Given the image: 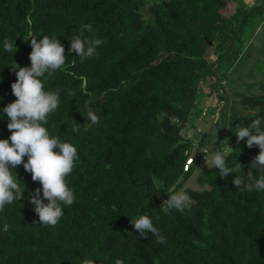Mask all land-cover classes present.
Listing matches in <instances>:
<instances>
[{"label":"trees","instance_id":"obj_1","mask_svg":"<svg viewBox=\"0 0 264 264\" xmlns=\"http://www.w3.org/2000/svg\"><path fill=\"white\" fill-rule=\"evenodd\" d=\"M229 1L237 9L226 16L222 10ZM253 2L0 0V109L16 99L11 65L31 64L29 36L54 33L68 59L44 82L45 89L61 93L46 127L73 142L79 153L66 177L76 198L64 206L55 226L42 225L28 200L41 182L23 163L16 166L25 194L0 211V227L10 226L0 231V264H79L85 258L95 264H114L116 258L124 264H264V191L239 190L232 183L236 173L222 178L219 169L204 165L197 178L202 187L187 189L190 208L161 211L180 180L205 162L196 156L185 169L194 148L186 134L203 84L211 78L213 88L221 86L225 67L241 54L247 30L264 22V0ZM82 24L92 25L86 35L104 41L83 62L68 51ZM260 89L244 94L243 104L252 110L245 124L264 117V82ZM86 102L99 123H85L80 111ZM7 123L6 116L0 120V139L11 135ZM77 123L81 131L74 133ZM205 139L200 138L202 146ZM244 139L229 144L230 163L240 162L241 174L260 152ZM227 146L216 140L207 147ZM139 214L152 217L165 243H157L151 233L139 236L131 223Z\"/></svg>","mask_w":264,"mask_h":264},{"label":"clouds","instance_id":"obj_2","mask_svg":"<svg viewBox=\"0 0 264 264\" xmlns=\"http://www.w3.org/2000/svg\"><path fill=\"white\" fill-rule=\"evenodd\" d=\"M92 31L91 24H82L79 26L78 34L70 39L68 51H75L81 62L95 56L98 47L104 43L95 35L85 34ZM29 37L32 47L29 54L31 64L21 67L15 62L11 65L17 76V80L11 84L12 94L16 99L0 109V120L6 116L7 128L11 131L9 138L0 139V211L5 205H11L15 200L21 201L24 197L25 188L19 183L18 175L14 174H17L16 166L23 163L24 169L32 174V179L40 181L42 185L34 193H29V202L34 206L42 225L55 226L64 215V206L72 205L76 198L75 190L68 185L66 177L79 160V153L73 142L50 134L46 127L49 115L55 112L60 104L61 93L45 89L44 82L56 70L66 66L68 58L64 45L54 33L42 35V38L31 35ZM4 47L12 51L11 44L5 43ZM2 99L3 97H0V100ZM80 112L86 118L85 123H99L98 114L88 106V102L85 104V110ZM79 124L72 126V132L81 131ZM231 129L237 143L247 137V146L249 148L258 146L259 154L253 158L248 171L245 173L243 170L241 174L244 166L240 162L230 163L229 149L232 147L228 142L225 148L202 151L205 153L207 167L219 169L218 173L222 178H228L236 173L232 183L239 190L264 191V117L258 116L246 124L242 122ZM250 167L256 169L258 174L254 175L249 171ZM191 202L192 198L186 186L181 187L169 194L161 211L175 210L183 213L190 208ZM131 223L139 230V236H148V233H151L157 243L166 242V237L154 225L151 216L139 214L135 218L131 217ZM9 227V224L4 222L0 231H8ZM79 264L95 262L85 258ZM114 264L124 262L116 258Z\"/></svg>","mask_w":264,"mask_h":264},{"label":"rangeland","instance_id":"obj_3","mask_svg":"<svg viewBox=\"0 0 264 264\" xmlns=\"http://www.w3.org/2000/svg\"><path fill=\"white\" fill-rule=\"evenodd\" d=\"M245 1L248 5L254 3V0ZM236 9L237 3L229 1L222 12L226 16H231ZM262 25L264 22L254 23L247 30L241 54L232 67H225L221 86H218V89L213 88L211 78H208L202 86L200 101L193 112L192 124L188 132L193 135L197 131L199 134L195 136L206 137L205 146L209 147L216 140L223 143L229 142V144L237 141L231 128L242 123L244 117L252 111L243 104L244 94L261 93L260 84L264 82V27ZM222 92L224 97L226 96L224 99L220 97ZM240 142H245V139ZM192 152L191 155H194L195 150ZM203 163L206 161L200 162V166L190 177L180 180L182 182L179 188L186 186L187 190L202 187L197 178L200 169L206 165ZM185 169H188L186 165ZM164 201L165 199L163 203Z\"/></svg>","mask_w":264,"mask_h":264},{"label":"built area","instance_id":"obj_4","mask_svg":"<svg viewBox=\"0 0 264 264\" xmlns=\"http://www.w3.org/2000/svg\"><path fill=\"white\" fill-rule=\"evenodd\" d=\"M186 135H187V137H189V138L192 139V141H193V147H194L193 150H195L194 155H191L190 154L189 157L187 158L186 167L189 168L190 165L195 161L196 156H198V157L202 156V158H205V153H203L202 151L208 150V147L207 146H201L200 145V138L197 137V136H195V132H194L193 135L190 132H187Z\"/></svg>","mask_w":264,"mask_h":264}]
</instances>
